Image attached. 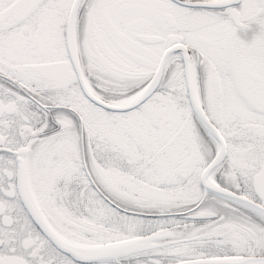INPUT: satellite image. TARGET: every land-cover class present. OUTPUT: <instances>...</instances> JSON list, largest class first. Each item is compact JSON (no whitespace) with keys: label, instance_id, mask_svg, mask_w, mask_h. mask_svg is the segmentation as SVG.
Segmentation results:
<instances>
[{"label":"snow or ice","instance_id":"obj_1","mask_svg":"<svg viewBox=\"0 0 264 264\" xmlns=\"http://www.w3.org/2000/svg\"><path fill=\"white\" fill-rule=\"evenodd\" d=\"M0 264H264V0H0Z\"/></svg>","mask_w":264,"mask_h":264}]
</instances>
